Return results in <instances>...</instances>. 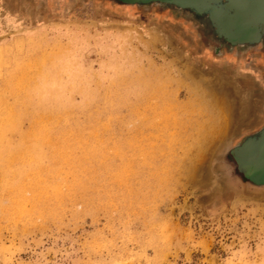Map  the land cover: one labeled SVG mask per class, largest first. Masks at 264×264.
Segmentation results:
<instances>
[{
    "label": "rangeland",
    "instance_id": "obj_1",
    "mask_svg": "<svg viewBox=\"0 0 264 264\" xmlns=\"http://www.w3.org/2000/svg\"><path fill=\"white\" fill-rule=\"evenodd\" d=\"M0 264H264V4L0 0Z\"/></svg>",
    "mask_w": 264,
    "mask_h": 264
},
{
    "label": "bare ground",
    "instance_id": "obj_2",
    "mask_svg": "<svg viewBox=\"0 0 264 264\" xmlns=\"http://www.w3.org/2000/svg\"><path fill=\"white\" fill-rule=\"evenodd\" d=\"M229 77V76H228ZM223 74L217 75L215 77L214 83L220 86L219 92L222 93L223 96L226 97L228 101V106L226 107L229 114L232 118H237L238 123L243 122L244 120L248 119L251 116V112L253 111V103L249 101V95H251L250 89L246 87H241V85L230 79ZM241 83V82H240ZM158 87V86H157ZM156 88V87H155ZM156 91V89H154ZM161 91V90H160ZM159 91V92H160ZM145 93V92H144ZM153 93V92H152ZM155 93V92H154ZM166 94V93H165ZM150 97L156 96L155 94H150ZM161 97V101L165 100L164 93L161 92L159 95ZM149 97V98H150ZM166 103H160L159 105L162 107L163 112L169 109L168 106L165 105ZM165 105V106H164ZM170 105V104H169ZM182 106V105H181ZM158 108V107H157ZM212 108V106H211ZM161 111V109H159ZM158 110V111H159ZM153 111V110H152ZM159 113L161 114V112ZM162 112V113H163ZM168 112V111H167ZM194 112V111H193ZM166 113V112H165ZM229 116V115H228ZM42 121V120H41ZM40 121V122H41ZM165 125H169L167 120L165 119ZM174 121V120H173ZM170 122V121H169ZM39 124V122H38ZM49 125V124H47ZM47 125L44 123L39 124L38 128H47ZM46 126V127H45ZM49 129V128H48ZM44 131V130H43ZM199 133V132H198ZM46 134V133H45ZM37 138V137H36ZM38 140L41 138L38 137ZM174 150V149H173ZM25 156V155H24ZM148 156V155H147ZM154 156V155H153ZM151 157V156H150ZM13 158V157H12ZM7 160V159H6ZM173 166V165H172ZM169 169V168H168ZM168 171V170H167ZM169 172V171H168ZM166 175V174H165ZM163 179V178H162Z\"/></svg>",
    "mask_w": 264,
    "mask_h": 264
},
{
    "label": "water",
    "instance_id": "obj_3",
    "mask_svg": "<svg viewBox=\"0 0 264 264\" xmlns=\"http://www.w3.org/2000/svg\"><path fill=\"white\" fill-rule=\"evenodd\" d=\"M256 1V3H257V0H255ZM259 2H260V4L262 3V4H264V0H259Z\"/></svg>",
    "mask_w": 264,
    "mask_h": 264
}]
</instances>
